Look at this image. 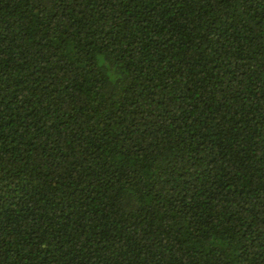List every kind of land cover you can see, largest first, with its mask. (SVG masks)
<instances>
[{
    "label": "trees",
    "instance_id": "trees-1",
    "mask_svg": "<svg viewBox=\"0 0 264 264\" xmlns=\"http://www.w3.org/2000/svg\"><path fill=\"white\" fill-rule=\"evenodd\" d=\"M0 264H264V0H0Z\"/></svg>",
    "mask_w": 264,
    "mask_h": 264
}]
</instances>
